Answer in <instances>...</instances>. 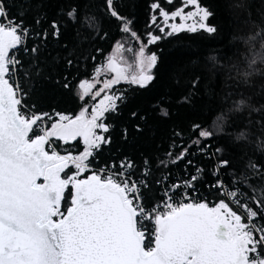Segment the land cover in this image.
Instances as JSON below:
<instances>
[{
  "label": "snow or ice",
  "instance_id": "1",
  "mask_svg": "<svg viewBox=\"0 0 264 264\" xmlns=\"http://www.w3.org/2000/svg\"><path fill=\"white\" fill-rule=\"evenodd\" d=\"M187 5L195 6V11L185 15L181 8L169 16L158 3H153L151 8L160 9L165 22L177 17L182 22L193 21L187 27L184 23L171 25L169 36L184 30H204L210 34L217 31L215 26L207 23L212 15L209 10L199 6L197 0H187ZM16 7H27L31 11V0H19V5L14 0L13 8ZM106 7L111 17L122 22L121 31L139 40L131 28L132 22L118 13L114 0H106ZM10 12L5 0H0V264H264L261 252L264 225L254 222L258 211L238 199L242 195L241 181L235 178L234 187L224 195L244 208L247 223L224 200L210 207L207 202L191 199L187 191L181 201L173 199L180 188L195 189V183L205 171L201 166H194L200 175L190 174L189 179L171 185L170 189L165 186L164 196L150 207L146 201L153 198L144 191L149 188L147 177L151 171L147 158L142 171L144 178L139 180L131 179L128 170L135 165L127 157L120 161L119 169L115 163L111 167L106 164L81 178L83 173L90 171V158L101 151L102 146L111 144V137L105 135L111 128L106 123V113L116 112L118 102H122L124 96L109 92L99 105L92 107L90 114L85 107L74 117L55 109L41 111L36 101L29 106L26 98L32 93L38 97L39 93L35 83L29 90L22 87L17 80L20 70L29 68L24 75L34 82H51L49 69L54 67L55 61L48 63L39 44L31 49L27 47L30 29L25 27L22 19L27 13L21 10L17 15H10ZM17 16L21 18L17 19ZM67 16L74 25L82 24L78 36L80 31H87L94 20L86 15L81 22L76 8L68 10ZM152 22H156L155 15ZM36 23L39 25L41 20L37 19ZM159 30L165 32L163 27ZM61 34L60 23L52 20L50 30L43 31V40L46 41L49 35L59 40ZM90 39V36H84V41ZM160 39L161 36L148 33L147 45L141 41L138 51L127 48L135 55L134 64L124 57L125 45L118 42L115 53L95 69L93 80L97 83L101 74L110 75L95 95L99 96L122 81L147 87L154 80L153 69L158 64V56L146 54V48ZM22 45L29 57L27 63L15 54ZM75 58V53L70 52L66 71L73 68ZM70 75L67 71L63 76L64 88L70 87ZM240 75L246 82L249 73L238 70ZM198 83L199 77L194 88ZM95 86L87 79L80 81V99L88 96ZM247 106L248 102L241 97L232 101L228 112H241ZM161 111L164 116L170 115L167 109ZM132 115L135 118L137 114ZM226 119V113L217 116L215 129L223 130ZM261 124L264 125V120ZM136 130L142 131L139 125ZM193 133L194 138L187 146L179 145L181 151L178 154L174 152L176 145L173 142V150L166 154L171 165L185 160L192 149H195L193 155L215 156L219 165L214 166L211 174L216 182L209 187L224 188L221 171L230 167V161L223 157L220 147L209 154V141L215 138V132L197 124ZM124 135L127 138V129ZM175 135L182 137L180 132ZM243 138L241 132L237 140ZM76 141L83 144V150L77 155L61 154L55 143L68 145ZM187 164L194 162L188 160ZM160 165L169 167L163 160ZM253 167L264 176V167ZM70 168L75 172L69 174ZM69 196L70 206L65 210L63 204ZM254 202L257 209L264 210V198H254ZM149 223L152 227L147 230Z\"/></svg>",
  "mask_w": 264,
  "mask_h": 264
},
{
  "label": "trees",
  "instance_id": "2",
  "mask_svg": "<svg viewBox=\"0 0 264 264\" xmlns=\"http://www.w3.org/2000/svg\"><path fill=\"white\" fill-rule=\"evenodd\" d=\"M182 2L183 0H171V3L169 0H114L118 13L132 22L131 28L139 36L137 40L130 33L121 31L122 22L107 12L106 0H31V11L27 7L13 8L14 0H5L7 7L11 9L10 15H17L21 10L27 13L22 17L25 27L30 29L27 47L31 49L39 44L48 63L55 61L54 67L49 69L52 72L51 82L30 80L24 75L30 69L25 67L18 75L20 84L25 90H29L35 83L39 96L32 93L27 97L29 106L36 101L41 111L51 112L55 109L73 117L85 107L90 114L92 107L105 92L122 94L124 99L118 102L117 111L106 113V123L111 128L105 135L111 137V144L102 146V150L90 158V161L92 165L99 166L111 161L120 163L127 157L135 165L130 169L131 174L144 178V160L149 159L151 171L147 177V196L153 199L147 201L148 204L158 199L164 178L171 182L194 171V167L187 166L186 162L195 149L190 150L185 160L171 165L166 154L173 150V142L176 145L174 152L178 154L181 151L179 145L183 143L187 146L194 138L195 125L214 131L215 138L209 141L210 148H222L223 157L230 161V167L223 169L224 181L231 183L233 178L241 181L248 206L258 211L255 223L264 225V210L257 209L254 202V198H264V176L253 167H264V125L261 124L264 120V0H197L199 6L212 13L207 23L216 27L215 33L210 34L204 30L180 31L169 36L166 28L161 33L160 9L153 10L151 5L158 3L171 14L182 6ZM16 3L19 5V0ZM72 8L78 10L81 22L86 15L94 17L92 26L87 31H80L79 36L77 33L82 24L74 25L67 16V11ZM154 15L155 23L152 22ZM20 18L17 16V19ZM37 19L41 20L39 25L36 23ZM52 20L60 23L62 34L59 40L49 35L44 41L43 31L50 30ZM37 32L41 35H35ZM148 33L162 37L146 48V54L155 53L158 56V64L153 69L154 80L145 88L122 81L113 85L112 89L101 92L97 98L90 95L99 91L103 81L110 78V75L101 74L98 77L99 83L93 80L95 69L105 64L107 58L115 53L116 44L120 42L125 45L123 55L134 64L135 55L128 52L127 48L132 47L138 51L141 41L147 45ZM85 35L91 39L84 41ZM70 52H74L76 58L73 68L67 70L71 72L70 87L64 88L63 76L67 74L66 59ZM18 57L25 63L29 59L24 51L19 52ZM238 70L241 73L255 74L248 75L245 82L242 75L238 76ZM197 77L199 83L194 88ZM58 79L62 82L57 83ZM85 79L96 86L81 100L79 83ZM229 93L232 95L229 96ZM241 97L246 99L248 106L241 112L229 113L232 101ZM162 109H167L170 115H162ZM133 113L137 114L135 118ZM222 113L227 114V119L223 130H216L214 121ZM137 125L142 131L136 130ZM125 129L127 138L124 135ZM177 132L182 133V137H177ZM241 132L244 133V138L237 140ZM55 143L61 154L71 152L77 155L83 150L81 143L71 146ZM190 159L194 166L203 167L205 180H214L211 174L213 159L208 160L206 156ZM216 159L218 160L217 157ZM161 160L169 167L161 166ZM67 171L71 174L75 169ZM87 176L88 173L85 172L81 178ZM157 180L161 183L157 184ZM216 201L217 198L213 202L209 201V206L212 207ZM67 206H70V196L63 204L65 210Z\"/></svg>",
  "mask_w": 264,
  "mask_h": 264
},
{
  "label": "built area",
  "instance_id": "3",
  "mask_svg": "<svg viewBox=\"0 0 264 264\" xmlns=\"http://www.w3.org/2000/svg\"><path fill=\"white\" fill-rule=\"evenodd\" d=\"M29 37H30V36L27 37L26 41L28 40ZM23 49H24V46L22 45V46L19 48V50H17V51L15 52V54L18 55L19 52L24 51ZM17 80H18V82L20 83L19 76L17 77ZM215 151H216V150H213V149H211V148L209 147V154H210V155H211L212 153H214ZM194 152H195V150H194ZM196 156H204V155H193V154H192L190 158H194V157H196ZM190 158H189L188 160H192V159H190ZM206 159H208V160H212V159H213V170H214V166H218V165H219V161L216 159L215 156H212V158H209L208 156H206ZM188 160H187V161H188ZM192 161H193V160H192ZM113 163H115V165L117 166V169H119V165H120V163H116V162L111 161V162H108V163H106V164H107L109 167H111V165H112ZM106 164H101V165H99V166H94V165H92V162H91V164H90V171L87 172L88 175L91 174V171H92V170H98V169H100V168H103ZM186 165H187V166L194 167V165H188L187 162H186ZM198 166H199V165H198ZM213 170H212V172H213ZM128 171L130 172V170H128ZM130 173H131V172H130ZM193 173H195L196 175H200V173L196 172L195 167H194V171H193ZM193 173H191V174H193ZM223 176H224V173H223V170H222V171H221V178H222V179H223ZM213 177H214V176H213ZM189 178H190V174H189V173H185L183 178H177V179L175 178V179L171 180V182H167V181H166L167 179L164 178V179L162 180V186H160V190H159V192H158V195H159V196H158V199L152 201L151 204H149V207H150L152 204L158 202V201L160 200V198H162V197L164 196V188H165V186H167V187L170 189V188H171V185L176 184L177 182H181V183H182L184 180L189 179ZM131 179H132V180H139V179H142V178H140V177H136V176H134L133 174H131ZM223 180H224V179H223ZM215 182H216L215 177H214V180H213V181H207V180H205V179L203 178V175H202V176H200V179L195 183V189H194V190H193V189H184V188H180L179 191H177V192L174 194L173 199L176 200L177 202L181 201V200L183 199V193H184L185 191H187V192L189 193L191 199L199 200V201H201V202H207V203H208L209 201H210V202H213V201L215 200V198H217V199H221V200H224L226 203H229L230 207H231L234 211H236L238 214H240V215L242 216V221L245 222V223H247V213L245 212L244 208L238 206V205H237L236 203H234V202H233L228 196L224 195V193H225L226 191H230V190L234 187L233 182H231V183H227V182L224 181V182H225V187L222 188V189H220V190H217V189L214 188V187H209L210 184H215ZM240 190H241L242 195H241L240 197H238V199H240L243 203H247V198H246L245 194L243 193V191H242V189H241V184H240ZM144 191H145V193L147 194L148 189H145ZM146 203H148V202L146 201ZM254 222H255V221H254ZM151 227H152V225H151L150 223H149L148 225H146V229H147V230H150ZM261 252H262V255H264V248L261 249Z\"/></svg>",
  "mask_w": 264,
  "mask_h": 264
},
{
  "label": "rangeland",
  "instance_id": "4",
  "mask_svg": "<svg viewBox=\"0 0 264 264\" xmlns=\"http://www.w3.org/2000/svg\"><path fill=\"white\" fill-rule=\"evenodd\" d=\"M181 8L184 9V14H185V15H186L187 12H189V11H192V12L195 11V6L187 5V0H183V2H182V6H181L179 9H181ZM159 16H160V14H159ZM169 16H171V14H169ZM160 21H161L162 27H163V28H166V29L168 30V32L171 31V25H173V24H175V25H180L181 23H184L186 27H187V26H190V25L193 24V21H192V20H186V21H183V22H182L181 19H180L179 17H177V18H175V19H169L167 22H165L164 18L160 16ZM184 31H187V30H184ZM124 51H125V49H124ZM117 55H118V54H117ZM79 91H80V90H79ZM106 94H109V93H108V92H105V95H106ZM105 95H104V96H105ZM104 96L100 98V100L98 101V103H97L96 105H99V104H100V102L104 99ZM96 105H95V106H96ZM220 200H221V199H218V201H216V202L214 203L213 206H215V204L218 203ZM213 206H212V207H213Z\"/></svg>",
  "mask_w": 264,
  "mask_h": 264
},
{
  "label": "flooded vegetation",
  "instance_id": "5",
  "mask_svg": "<svg viewBox=\"0 0 264 264\" xmlns=\"http://www.w3.org/2000/svg\"><path fill=\"white\" fill-rule=\"evenodd\" d=\"M96 93V92H95ZM95 93H93V94H90V95H92L94 98L96 97H98V96H96L95 95ZM60 143H63V142H60ZM76 143H81L82 144V142H80V141H76V142H72V143H70V144H68L69 146H71V145H74V144H76ZM83 145V144H82Z\"/></svg>",
  "mask_w": 264,
  "mask_h": 264
},
{
  "label": "clouds",
  "instance_id": "6",
  "mask_svg": "<svg viewBox=\"0 0 264 264\" xmlns=\"http://www.w3.org/2000/svg\"><path fill=\"white\" fill-rule=\"evenodd\" d=\"M255 62H256V61L254 60L253 63H255ZM252 74H255V72H253V73H249V75H252Z\"/></svg>",
  "mask_w": 264,
  "mask_h": 264
}]
</instances>
